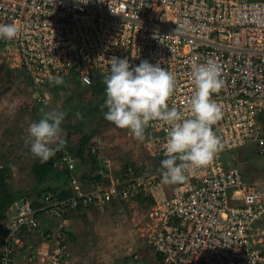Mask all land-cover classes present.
Segmentation results:
<instances>
[{"label": "built area", "instance_id": "1", "mask_svg": "<svg viewBox=\"0 0 264 264\" xmlns=\"http://www.w3.org/2000/svg\"><path fill=\"white\" fill-rule=\"evenodd\" d=\"M0 20L21 29L15 39H0V55L29 77L39 91L37 105L65 80L82 87L104 81L113 56L133 66L161 62L175 77L167 103L185 116L194 64L214 60L223 80L212 94L222 113L213 125L222 147L209 163L190 169L184 182L170 184V196L154 192L163 182L161 167L113 175L101 152L95 174L101 180L91 181L81 159L59 148L57 164L71 174L73 197L44 195L38 209L30 200L14 203V214L0 222V264H73L66 217L139 197L153 200L139 234L159 264H264V231L255 227L264 217V189L250 185L235 165V151L247 146L264 156V0H0ZM167 127L153 120L145 129L146 151L160 166ZM90 151L98 153L96 146ZM42 216L55 227L43 231ZM35 239L42 241L39 248Z\"/></svg>", "mask_w": 264, "mask_h": 264}, {"label": "rangeland", "instance_id": "2", "mask_svg": "<svg viewBox=\"0 0 264 264\" xmlns=\"http://www.w3.org/2000/svg\"><path fill=\"white\" fill-rule=\"evenodd\" d=\"M62 86L58 91L53 89L49 101L39 106L35 103L39 91L33 89L23 71L7 65L6 59L0 55V168L2 165L12 167L7 180L11 192H26L36 184L32 170L40 159L29 151L31 137L28 127L53 111H63L66 114L60 135L50 144L54 152L56 146L66 139L69 129L84 124L83 129L93 133L95 141H99L103 148L102 152L111 160L110 174L121 176L128 167L137 170L136 176L159 170L160 161L146 151L145 139L138 140L133 134L128 137L112 122L105 120L103 113L107 109L104 104L100 109L101 114L94 117L89 126L90 122L87 124L82 119L85 114L83 97L81 99L77 93L70 94L73 90H83L82 86L77 81L69 80H65ZM101 98L105 102V91ZM235 155V165L242 171L245 180L252 186L264 189V156L259 155L254 146L238 149ZM57 163L55 168L60 169ZM231 163L233 165L234 162ZM160 184L162 185L154 189L158 198L163 193L170 194L171 190L170 184ZM148 204V201L143 204L137 201L127 202L116 204L118 207L110 206L113 214L107 210L100 215L71 216L67 224L68 235H72V245L69 247H73V264H159L153 252L143 244L139 234L142 214L148 210ZM132 205L135 206L134 209ZM50 222L55 227L56 222L51 219ZM51 224L49 225L53 227ZM255 227L264 231V217ZM31 242L36 248L42 243L39 239ZM134 252H138V260L133 258Z\"/></svg>", "mask_w": 264, "mask_h": 264}, {"label": "clouds", "instance_id": "3", "mask_svg": "<svg viewBox=\"0 0 264 264\" xmlns=\"http://www.w3.org/2000/svg\"><path fill=\"white\" fill-rule=\"evenodd\" d=\"M20 32L16 23L0 20V39H15ZM192 78L195 87L187 116L175 106L169 107L167 101L174 91L175 77L159 61L142 60L133 66L128 58L113 56L104 80L105 120L131 130L138 140L144 139L150 121L159 120L168 126L165 158L161 161V178L166 184L184 182L190 169L209 163L222 147L213 130L221 108L212 98L223 86L220 68L209 58L193 65ZM56 83L63 81L57 79ZM65 115L63 111L49 112L29 125V151L41 162L54 155L50 144L60 135Z\"/></svg>", "mask_w": 264, "mask_h": 264}, {"label": "trees", "instance_id": "4", "mask_svg": "<svg viewBox=\"0 0 264 264\" xmlns=\"http://www.w3.org/2000/svg\"><path fill=\"white\" fill-rule=\"evenodd\" d=\"M27 76V75H26ZM29 79V77L27 76ZM30 81V79H29ZM69 84V83H68ZM64 86V85H63ZM63 86H59L54 89L59 90L63 88ZM67 86V85H66ZM67 88V87H66ZM83 90H73L70 94H76L83 97L85 102V109L82 119L87 121V124L94 121V117H97L101 114V107L104 104L103 95L105 91V84L102 79L95 78L93 83L89 87H82ZM39 106H42L39 104ZM97 111V112H96ZM99 113V114H98ZM79 124V123H78ZM84 124L76 125L73 129H69L66 139L61 141L57 146L52 155L45 162H38L33 166V176L36 180V184L26 192H11L9 183L7 182L9 173L12 169L10 165H2L0 168V222L6 220L7 214L13 207L14 203H16L19 199L30 200L32 203V207L34 209L41 208L42 205L38 203V200H41L44 195L51 194L54 197V200H66L73 197V192L70 187L71 174L65 169H57L55 168V163H57L60 159L58 155V149L62 148L69 154L75 155L79 157L82 161L81 168H83L91 164V172L90 175L86 171V179L91 181H100V176H93V172H96L97 164L99 163V156L102 152V146L99 141H95V136L90 131L83 129ZM90 129V128H89ZM88 132V133H87ZM60 146V147H59ZM96 146L98 149V153L96 155L91 154V147ZM146 170V169H145ZM92 173V175H91ZM85 181L82 180V183ZM141 204L146 201L149 204H153V200L145 199L142 197L138 198ZM118 207L116 204H113ZM112 206V205H110ZM91 208H85L84 211H81L80 215L85 216ZM100 210V209H97ZM73 213V212H72ZM83 213V214H82ZM71 216L66 217L68 220ZM70 237V235H69ZM68 239V238H67ZM70 241V240H69ZM161 258L159 257V260Z\"/></svg>", "mask_w": 264, "mask_h": 264}, {"label": "crops", "instance_id": "5", "mask_svg": "<svg viewBox=\"0 0 264 264\" xmlns=\"http://www.w3.org/2000/svg\"><path fill=\"white\" fill-rule=\"evenodd\" d=\"M83 170H84V172H88V174L91 172V168L90 167H84L83 168ZM96 174V172H93V176H96L95 175ZM90 175V174H89ZM91 175H92V173H91ZM87 184V183H86ZM87 186H89L88 184H87ZM157 194V193H156ZM171 195V190H170V194H168L167 192H166V194L165 193H163V195H162V197H168V196H170ZM161 196L159 195V198H160ZM132 207V209H134V205H132L131 206ZM107 210H109V211H111V214H113V211H112V209L110 208V206H108L106 209H103V210H95V209H91L90 211H88L87 212V216H91L92 214H98V215H100V214H104L105 212H107ZM114 210V209H113ZM102 212V213H101ZM11 214H14V210L13 209H11L10 211H9V213L7 214V215H11ZM83 214V213H82ZM73 215H76V214H73ZM78 216H79V214H78ZM43 218H46V219H44L43 220ZM41 220H42V225H41V227H42V229H43V231H50L52 228H54V226L51 224V222H50V220H49V218H47L46 216H42L41 217ZM49 224H51L53 227H51ZM72 238V235H70V237H69V235H68V242H69V246H70V244H71V242L69 241L70 239ZM72 245V244H71ZM71 249H73V247L71 246ZM76 254V253H75Z\"/></svg>", "mask_w": 264, "mask_h": 264}]
</instances>
